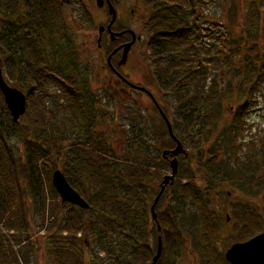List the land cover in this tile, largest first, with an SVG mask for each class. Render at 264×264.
Instances as JSON below:
<instances>
[{"label": "rangeland", "instance_id": "374dc122", "mask_svg": "<svg viewBox=\"0 0 264 264\" xmlns=\"http://www.w3.org/2000/svg\"><path fill=\"white\" fill-rule=\"evenodd\" d=\"M133 1L122 0L121 4L127 7L130 3L133 4ZM175 1L187 13V15L184 13L187 22L197 24V32L203 45L195 46L196 52L190 54L192 56L197 54L193 56V60L201 61L200 66L206 72V78L204 83L191 87L190 95L195 98L198 93L209 92L215 86L219 92L230 91L231 96L224 100L221 118L210 138H201L200 142L197 139L193 146L189 141L183 144L184 157H182L183 160H179L177 175H193L195 186L205 190L203 197L199 196L196 205L186 197L183 204H179L174 210L172 200H174L175 194H172L171 198L169 196L168 199H162L168 193L169 189H167L160 199L161 203L158 208L155 206L154 213L162 214L171 209L172 223L180 228L181 238L177 237L176 243L171 241L165 251L164 259L168 264H221L219 258L215 257L217 254L215 249L217 252L224 253L232 244L246 242L256 235L264 233V165L261 163L264 158L261 152L264 147V83H259L255 93L253 92L249 97L252 103L247 106V116L241 119L243 126L241 135L240 132H238L239 135L236 133V130H241L239 122L236 121L240 102L234 97L237 94L247 95L253 81L249 72L254 73L251 69L256 66L255 57L261 53V47L264 45V11L259 5V1L264 2V0ZM71 2L69 6H63L62 17L68 25L75 51L78 53L76 54L78 75L83 80L82 83H85L82 87L88 91L82 93L83 98L95 102L93 110L99 117L88 133L83 131L84 123L80 115L77 111L72 114L68 112L63 114L58 104L65 105L66 99L61 91L58 92L50 87L48 94L52 100L47 107L54 111L56 117L47 122L48 131L45 134V139H43L44 135L39 141H36L32 134L25 137L26 129L30 128L24 117L17 123V127L10 126L8 128L7 142L17 161H25L26 157H29L32 162L30 182L42 193L43 204L41 208H37L32 202L26 203L25 206L29 209L26 211L28 223L26 230H7L6 223L0 222V264H52L49 249L58 248L51 245V242L53 239H57L59 246L64 249V239L66 238L75 240L78 247L84 250L85 264H87L90 256L87 253L95 248L90 237L86 236L88 221L83 216L85 214L82 215L78 211V207L61 203L52 187L51 176L55 170L61 171L63 175L66 174L76 187L75 191L80 193L83 200L90 201L91 188L88 178L85 176L88 169H83L85 164L82 159L86 154L91 155L92 152H95L90 147L91 144H89L90 146L87 144L89 140L95 143L101 137L107 148L103 152L107 155L112 153V157L115 158L114 162L120 164L131 157V151L135 146L144 147L146 155L153 163V167H149V172H155L152 179L146 182L148 193H151V197L147 200V209L152 205L153 197L158 192L160 176L170 174L168 164H164L158 159L160 154L154 144L155 129L149 120L150 113L145 111L146 108L149 112L152 109L146 107V98L129 90L130 98L138 102L137 106L132 105L131 101L120 104L118 101L111 100L113 93L106 85L109 77L103 70L105 62L96 46L98 27L104 21L101 9L96 6L94 0H72ZM190 5L193 10H190ZM128 9L131 10L132 6H128ZM121 13L120 17L123 15L126 19H131L128 10ZM248 15L249 18H247ZM249 20L251 24L252 20L254 23L258 20L259 23H256L253 28L258 26L261 29V34L258 36L260 41L257 43L258 48L256 49L253 48L255 47L253 42H245L247 41V32L252 30L247 26ZM213 36H217L218 39H213ZM197 42L198 40H196ZM212 44L217 46L216 51L219 54H215V50L209 49V45L212 47ZM141 51V47L137 48L129 59L127 64L129 66L123 68V72L129 73L131 80L135 83L143 82L142 76L147 71L145 58L148 54L142 55ZM4 59L5 56L0 52L2 75L10 86L17 88L16 81L8 79V74L3 66ZM18 65L17 62L13 64L17 72ZM247 68L249 71H246ZM197 69H194L193 65V70ZM18 89L20 90L19 87ZM148 89L154 98L163 105L166 117L173 120V104L168 105L169 101L165 100L162 89H158L154 85ZM123 96L128 97L127 94ZM58 111L61 113H57ZM198 126L196 125V128ZM135 136L136 142L131 145V139ZM214 154H217L221 171L222 169L226 171L228 165L231 167L235 165L238 158L245 157V154L249 157L256 154L253 159L257 160L262 167L260 175L256 177L260 180L261 189L258 193L239 189L234 185L222 184L218 180L221 176L218 175H216L218 179H213L207 171V166L209 158H212ZM156 172H159L158 179L155 178ZM20 173L21 168L18 166V183L22 187L24 183ZM180 180L178 182L180 186L187 184L183 178ZM7 182L9 181H0V210L4 212L5 220L6 217L11 216L18 224L20 210L17 207V193L13 187H6L5 183ZM119 195L122 196V193ZM238 204L250 205L249 208L252 211H249V216L238 220L240 215H243L242 210H238ZM183 213L186 218L183 217ZM226 215L229 216L228 221H226ZM75 216L79 220L80 217L82 218V227L77 231L69 229L66 225L71 227ZM197 221H199L197 226L193 228L192 222ZM147 222L149 226L147 244L154 254L157 249L156 227L151 224L150 214L147 216ZM246 222H250L252 226H245ZM204 225L214 228V241L207 247H196L194 246L197 240L195 231ZM249 228L252 230L249 231ZM11 234L18 238L19 244L13 241ZM73 250L74 254L76 251L78 253V249L73 248ZM99 257L104 258V253L99 251ZM110 263L107 260V264ZM149 263L150 261L146 264Z\"/></svg>", "mask_w": 264, "mask_h": 264}, {"label": "trees", "instance_id": "16d2710c", "mask_svg": "<svg viewBox=\"0 0 264 264\" xmlns=\"http://www.w3.org/2000/svg\"><path fill=\"white\" fill-rule=\"evenodd\" d=\"M63 1L0 0V52L5 56L3 66L8 74V79L16 81L21 92H24L26 96V111L23 117L30 129H26L25 137L32 134L36 141L42 139L43 135V139H45V134L48 131L47 122L56 117L54 111L47 107L48 102L52 100L48 94L50 87L58 92L61 91L66 99L65 105L58 104L63 114H66L64 112L72 114L77 111L78 115L84 116L85 132L88 133L96 123L95 110L87 102L88 100L81 96L87 90L82 87L85 83H82L83 80L78 75V64L76 63V58H78L76 54L78 53L75 51L68 25L62 17ZM148 1L155 12L150 23V44L153 47V54L149 56L152 61V70L158 80V86L164 93L165 100L169 101L168 105L173 104L174 119L170 124L174 138L180 142L182 147L186 141H189L193 146L197 139L199 142L201 138L208 139L211 133L216 130L222 115L223 102L231 96V92H219L214 86L211 91L203 94L198 93L195 98L190 95L191 87L204 83L206 78V72L200 66L201 61L193 60V56L197 54H193V56L190 54L196 52L195 46L202 45V39H199L197 32V24L187 22L186 17L183 16V10L179 8L175 0ZM172 2L173 4H171ZM259 5L264 11V2L259 1ZM250 20L247 26L252 30L247 32V41L245 42H253L255 46L253 48L256 49L258 48L257 43L260 41L258 36L261 34V29L258 26L253 28L256 23H259L258 20L255 23L252 20V24ZM60 31L62 33H59ZM217 36H213V39H218ZM196 40H198L197 43ZM210 48L211 51L215 50V54H219L215 44H212V47L209 45ZM255 60L256 66L251 69L254 73L249 72L253 81L247 95L237 94L234 96L240 102L236 115V121L239 122V127L241 126V130H236V133L240 132V135L243 129L241 119L247 116V106L252 103L249 97L253 92L255 93L259 83H264V45ZM15 62L19 64L18 72L13 67ZM193 65L194 69L198 68L196 71L193 70ZM246 71L249 69L247 68ZM162 110L165 113L164 108ZM160 122L161 128L156 134L154 143L160 154L158 159L167 164L162 152L173 150L176 143L169 137L164 123ZM196 125L199 126L196 128ZM10 126L17 127V123H12L0 93V181H9L5 183L6 187H13L16 190L17 207L20 210L18 224L11 216L6 217L5 220L4 212L1 210L0 222L6 223L7 230L17 231L28 228L26 211L29 209L25 206L26 203L29 201L37 208H41L43 195L30 182V175H32L30 158L26 157L25 161H17L8 145V128ZM132 139L131 145L136 142V136ZM104 143L101 137L95 143L89 140L87 144H91L89 146L95 152H92L91 155L86 154L82 158L85 164L83 169H88L85 176L90 184L91 199L85 201L88 204V209L78 208V211L82 215L85 214L83 216L88 221L86 236L90 237L91 243L95 246L92 251L87 253L90 255L87 264H107V260L111 262L110 264H146L148 261L151 262L155 252L153 254L147 244L149 237L147 216L149 214L152 226L156 227V242L158 236L162 242L161 256L156 264H168L164 259L165 251L171 241L176 243L175 239L181 238V234L180 228L172 223L171 209H167L168 211L162 214L155 213V221L152 220L150 213L151 205L147 209L146 204L151 193H148L146 182L151 180L155 173L149 172V167H153L152 160L146 155L144 147L135 146L128 160H124L123 164L115 163L112 153L109 152L110 155H107L103 152L106 148ZM261 150L263 157L264 147ZM167 157L170 158L169 155ZM182 157L179 155L177 159L178 170L179 160H183ZM255 157L256 154L253 157L245 154V157L238 158L236 164L232 166L233 168L227 164L228 168L226 166V171L222 169L225 171L222 172L218 165L217 154H214L208 160L207 171L213 179H218L216 175L221 176L218 180L222 184L234 185L239 189L252 192L256 191L255 194H257L261 188L260 180L256 177L260 175L262 167L257 160L253 159ZM261 163L264 165V158ZM18 166L21 168L20 175L23 177L24 186L22 187L18 183ZM224 173L226 174L224 175ZM64 175L66 176V174ZM163 176H160L161 180ZM65 178L69 185L76 190L72 181L70 182L67 176ZM155 178H159V172L155 174ZM181 178L186 180L187 184L180 186L178 182L181 181ZM195 184L193 175H177L173 184L165 187L156 207L158 208L160 205V199L167 189L169 191L162 199H168L169 196L171 198V195L175 194L174 200H172L174 210L176 206L183 204L186 197L196 205L199 196L203 197L205 190L197 188ZM150 190L152 192V189ZM158 192L154 195L153 201ZM120 193L122 196L119 195ZM3 203L5 204V202ZM249 206L238 204V210H242L245 215H240L241 218L239 217L238 220L249 216V211H252ZM184 214L183 217L186 218ZM81 220V217L79 220L75 216L71 227L66 225L69 229L77 231L82 227ZM199 221L192 222L191 226L195 228ZM78 224L79 226H77ZM244 225L252 226L250 222H246ZM251 230L252 228H249V231ZM12 235L13 241L19 244L18 238ZM195 237L197 240L194 246L207 247L214 241V228L204 225L195 231ZM64 240V249L59 246L57 239L51 240V245L58 248L49 249L52 264H85V253L78 247V243L72 239ZM73 248L78 249V253L76 251L74 254ZM99 251L104 253V258L99 257ZM215 253H217L215 257L219 258L221 264H227L224 261L223 253L217 252L216 249Z\"/></svg>", "mask_w": 264, "mask_h": 264}, {"label": "flooded vegetation", "instance_id": "af4514ba", "mask_svg": "<svg viewBox=\"0 0 264 264\" xmlns=\"http://www.w3.org/2000/svg\"><path fill=\"white\" fill-rule=\"evenodd\" d=\"M71 1L72 0H64L62 4L63 6L64 5L69 6L72 3ZM121 2L122 0H102V6L100 7L102 14L104 16V21L102 22V25H100L99 27H103V31L100 34L98 33L97 40L99 39V43H97L96 40V46L101 54V57H103V60L105 62V66L103 67V70L107 73V76L109 77L106 85L109 90H112L113 94H111L112 96L111 100L113 102L118 101L120 104H124L131 101L132 105L137 106L138 102L130 98L131 94H129L128 92L129 90L137 95L146 98L145 100L147 104L146 107H149L150 109H152V111L149 112L148 108H146L145 111L147 113H150L149 120L153 124L152 126L155 129L154 138H156L157 136L156 134L159 133L161 128L160 121L164 123L166 128L167 126L159 112V108L161 109V111H163L162 110L163 105H161L158 102V100L154 98V95L148 89V87L150 88V86L152 87V85L157 86L158 89H160V87L158 86L159 85L158 80L154 74V71L152 70V61L149 56L150 54H153L152 53L153 47L150 44V39H151L150 23H151V18L155 14V12L154 9L151 8L150 2L148 0H134L133 4L130 3L128 5V6H132L131 10L128 9V6L127 7L123 6ZM109 5L114 9L116 13V18L114 24L110 28V32L106 29L111 20V16L108 13ZM178 5L179 8L182 9V6L179 3ZM127 10L129 14H131L130 15L131 19H126L123 15L122 17H120V13L122 11L127 12ZM190 10H193L191 5H190ZM183 12L187 15V13L184 10ZM184 13L183 16L185 15ZM110 33L113 36H111ZM128 44H130V47L128 48V51L126 53L127 54L126 59L122 65H119V63L122 61L125 47ZM139 47L142 48L141 51L142 55L148 54L147 57L145 58L147 63V68H146L147 71L146 74L142 76L143 82L135 83L131 80V76L129 75V73L123 72V68L129 66L127 64L129 62L130 57L133 55L134 51ZM108 58H109V64L107 63ZM124 80L133 85L144 88L151 96L146 92L132 89L130 86H128V84ZM125 94H127L128 96L127 98L123 96ZM81 96L83 95L81 94ZM114 97L117 99H115ZM50 102H48V104ZM87 102L90 105H92V107L95 106V102H93L92 100L88 99ZM96 114H95L96 116L95 118L97 122V118L99 117V115L97 116ZM80 118H82L84 123L83 126V131H84V127H85L84 116L80 115ZM167 118L171 123L170 118L169 117ZM155 147L157 149L156 145ZM164 160L168 164L169 161L171 160V157L170 158L167 157V159L164 158ZM158 190H160L159 186H158Z\"/></svg>", "mask_w": 264, "mask_h": 264}, {"label": "water", "instance_id": "95a60500", "mask_svg": "<svg viewBox=\"0 0 264 264\" xmlns=\"http://www.w3.org/2000/svg\"><path fill=\"white\" fill-rule=\"evenodd\" d=\"M96 6L100 8L102 6V0H95ZM108 13L111 16V20L107 26V30L110 32L111 26L114 24L116 13L114 9L109 5ZM103 31V27L98 28V33L100 34ZM111 36H113L110 33ZM99 43V39L97 40ZM130 44L125 47L122 61L119 65H122L126 59L128 48ZM107 63L109 64V58L107 59ZM125 81V80H124ZM128 86L132 89L139 90L142 92H146L149 94L144 88L138 87L133 85L127 81H125ZM0 93L3 97V102L9 112L10 118L12 123L16 124L19 122L20 118L25 115L26 111V96L16 87H12L8 85L2 75L1 68H0ZM150 95V94H149ZM151 96V95H150ZM159 108V107H158ZM160 115L164 120L169 137L175 141L176 146L173 150L169 152H162V156L167 159V155H169L172 159L169 161L170 166V174L165 175L162 178L160 183V190L155 197L151 207L150 213L152 216V220H156V215L154 213L155 206L162 195L164 189L168 185H172L177 174L178 169V162L177 156L184 155V149L179 141L174 138L172 133L171 125L166 117V115L161 111L159 108ZM51 184L54 188L55 192L59 196V199L62 204H70L79 209L86 210L88 209V204L81 198V196L69 185L67 180L65 179L63 173L59 170H55L51 176ZM228 220V219H227ZM159 230V227H158ZM162 252V242L160 236L157 237V249L156 253L153 256L150 264H156L161 256ZM224 259L229 264H264V233L258 234L257 236L249 239L243 243H235L231 245L227 250L224 252Z\"/></svg>", "mask_w": 264, "mask_h": 264}]
</instances>
